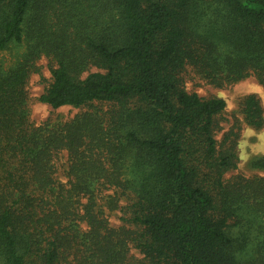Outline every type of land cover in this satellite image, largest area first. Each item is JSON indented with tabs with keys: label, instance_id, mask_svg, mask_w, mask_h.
I'll return each mask as SVG.
<instances>
[{
	"label": "trees",
	"instance_id": "trees-1",
	"mask_svg": "<svg viewBox=\"0 0 264 264\" xmlns=\"http://www.w3.org/2000/svg\"><path fill=\"white\" fill-rule=\"evenodd\" d=\"M11 44L26 51L0 69V264H67L82 248L81 264H117L128 244L143 264H240L235 210L250 197L264 216V178L224 180L237 167L235 143L215 139L225 101L188 93L182 74L264 87V0H0V52ZM42 57L39 103L107 110L34 126L26 87ZM243 113L264 126L254 95ZM61 151L67 185L54 179ZM111 189L108 202L132 195V230L96 212Z\"/></svg>",
	"mask_w": 264,
	"mask_h": 264
},
{
	"label": "rangeland",
	"instance_id": "rangeland-1",
	"mask_svg": "<svg viewBox=\"0 0 264 264\" xmlns=\"http://www.w3.org/2000/svg\"><path fill=\"white\" fill-rule=\"evenodd\" d=\"M221 47L224 51H228L225 46L222 45ZM25 51V44H11L7 50L0 52V69L9 70L22 59ZM37 65L39 72L30 76L26 87L30 122L34 126H40L47 122L55 126L67 123L79 114L91 112L94 107L99 108V111L107 110L106 105L97 103H93V108L87 106L79 109L72 107L52 109L50 106L39 103L38 98L50 86L52 79L46 58L42 57L37 62ZM94 72H97V70L91 68L84 76ZM182 78L184 88L188 93H195L204 99L215 97L225 101V110L216 118L219 127L215 131V139L220 144L228 137L230 141L235 143L237 167L231 172L225 173L224 180L228 181L238 176L246 179L264 178V167H261L264 160L262 159L264 158V126L262 128L250 126L243 113L245 98L249 95H254L258 98L263 109L264 119V87L253 77H248L231 85L219 88L214 87L197 75L191 65L186 66ZM52 164L55 172V181L67 185L69 179L67 178L66 170L70 165L67 153L61 151L55 154L52 158ZM204 173L206 172L202 174ZM200 177L203 178L204 176L200 175ZM114 192V189L99 192L95 210L96 212H102L109 228L114 230L120 228L132 230L131 225L125 223L124 219L129 218L128 206L131 204L133 197L132 195L129 197L127 195L114 198L113 201H109L110 205H108L107 203L109 202L106 198L114 196ZM86 203V199L80 200L81 205ZM260 208L250 197H246L241 203V207L235 210V215L240 218V221H238L232 233V237L236 240L233 252L235 259L240 264H264V250L262 249L264 242V216ZM79 212L80 214L83 213L81 207H79ZM78 223L80 235L87 233V223L85 221H79ZM80 250L81 253L69 257L67 264H81L78 260L84 261L81 258L83 248ZM123 256V260L117 264H143L145 262L144 256L140 254V251L130 244H128L127 251Z\"/></svg>",
	"mask_w": 264,
	"mask_h": 264
}]
</instances>
